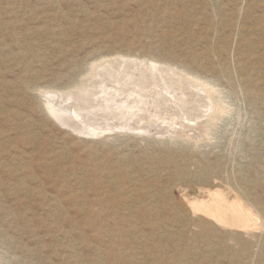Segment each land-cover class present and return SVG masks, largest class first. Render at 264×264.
<instances>
[{"label":"rangeland","instance_id":"obj_1","mask_svg":"<svg viewBox=\"0 0 264 264\" xmlns=\"http://www.w3.org/2000/svg\"><path fill=\"white\" fill-rule=\"evenodd\" d=\"M153 5L147 0H0V264H152V259H144L141 249L143 245L151 246L152 241H134L133 232L131 236L129 233L134 225L118 219L86 222L79 202L69 200L60 191L62 180H56V171L87 162L93 149L99 156L110 150L117 160L131 151L135 155L146 151L154 157L153 166L158 167L161 182L175 171L186 169L197 174L205 168L219 167L214 183L198 185L191 180L188 186L174 188L171 197L177 205H183V195L208 199V189L219 186L228 193V185H246L247 179L254 184L253 193L264 201V0H212L207 6L203 0H156ZM170 10L173 15L168 19L159 16ZM181 11L187 15L179 16ZM173 35L178 37L171 39ZM242 39L255 43L249 60L258 72H253L248 80L251 83L246 85L234 77L237 92L223 80L221 90L231 110L209 136L201 139L118 134L113 139L97 137L96 141L95 136L78 135L56 123L44 108L45 98L40 91L43 86L46 89L42 93L64 89L82 78L78 76L84 74L90 62L103 56L118 58L117 54H125L137 60L151 56L192 68L196 56L210 47L223 46L230 53L224 59L232 64L236 76L233 59ZM247 90L258 98L248 99L243 95ZM21 123L29 125L27 132L20 128ZM31 136L38 140L32 143ZM11 151L14 155H32L25 179L3 168L15 163ZM53 156L60 159L50 161V169H55L51 177L43 165ZM77 171L74 178L69 176L68 181L73 180L70 188L82 187L79 183L83 172L79 168ZM148 176L146 180L151 178ZM23 181L35 188L31 195L20 192ZM56 196L62 199L59 207L54 204ZM229 197L233 199L234 195ZM176 226L185 240L199 231L192 224L187 227L178 223L173 230ZM218 241L211 240L212 244ZM231 245L241 250L238 243ZM252 248L253 261L249 264H264V247L254 244ZM222 254L214 256L215 261L212 257V264H230ZM192 260L181 264H191Z\"/></svg>","mask_w":264,"mask_h":264},{"label":"bare ground","instance_id":"obj_2","mask_svg":"<svg viewBox=\"0 0 264 264\" xmlns=\"http://www.w3.org/2000/svg\"><path fill=\"white\" fill-rule=\"evenodd\" d=\"M154 1L156 0H147V3L154 6ZM211 1L203 0L206 6ZM172 15L173 11L170 10L162 11L159 16L165 19ZM178 15L184 17L187 13L181 11ZM177 37L173 35L171 39ZM254 49L255 43L252 39L240 40V47L233 59L238 73L236 76L233 75L232 64L228 59H224L230 53L227 47L221 46L220 48L210 47L201 56L198 54L199 56L193 59V65L191 64L196 71L188 68L189 66L184 65L185 68L176 64L174 66L167 60L155 59L151 56L137 60L136 57L129 56L128 58L125 54L124 57H120L121 55L117 54L118 58L103 56L90 62L84 74L80 72L83 75L78 77L82 78L80 80L77 78L67 87L65 85L64 89H57V92L45 90L46 92L42 93L46 86L45 88L41 86L43 89L38 88L42 89L40 91H42L46 105L44 108H47V113L54 118L51 117L52 120L56 123L58 121L78 135L95 136L96 141L97 137L112 138L118 134H130V136L133 134L144 138L155 135L159 138L160 136L170 137L171 140L179 137L185 140H198L209 136L218 122L220 123L229 113L231 107L228 109L229 104L226 107L229 102H225L227 99L223 97L224 92L220 85L223 84V80L229 88L234 90L236 77L238 82L241 81L246 85L251 83L248 80L253 72H258L249 60V55H252L251 51ZM254 84L256 85V82ZM58 86L60 87L56 85ZM50 89L54 90L53 87ZM234 91L237 92L236 89ZM245 94L248 99L256 100L259 96L251 94L249 90L243 93ZM18 120L21 122L23 119ZM20 128L26 129L27 132L29 125L21 123ZM30 140L32 142L38 138L31 136ZM116 140L117 138L113 143ZM135 142L138 144L139 140ZM156 144L161 143L156 142ZM156 144L154 143V146ZM94 151L90 150L89 162H81L78 166L66 167L64 170L57 168L56 174L55 169H50L49 165L51 160L54 161L53 158L60 159L57 156H53L43 167L49 169L47 172L51 177L55 174L56 180H62L58 184L60 191L69 200L79 202V207H77L84 213L83 218L86 222H110L111 219H118L120 222L134 225L133 229L129 230L130 236L133 232L134 241H141L143 238L151 240V246L143 245L141 249L144 259H152V264H181L191 258L194 259L193 264H212L213 258L215 261L216 255L223 252V258L228 259L230 264H249L253 261V245L264 247V201L253 193L252 181L247 179L246 185L241 186L230 184L228 193L221 190L219 186H215V188L208 189V199H190L183 195V200H181L183 205H180L181 202L177 205L171 197L174 188L188 186L191 180H195L198 185L214 183L216 174L220 171L219 167L205 168L197 174H191L186 169L175 171L161 182L158 167L153 166L154 157L146 151L139 155L132 154L133 151H131L130 155L126 153L127 155L123 154L121 158L117 157L118 160L114 159L110 150L100 156ZM117 153L120 154V151ZM30 155L22 153L14 155L11 151V157L14 156L15 163H7V166L3 165V168L25 179L29 176L26 172L32 165L33 158ZM37 155H41V152ZM170 164L174 165L175 162L170 160ZM78 168L81 169L80 172H83L82 181L79 180L82 187L70 188L68 186L73 180L68 181L69 176L74 175ZM148 175L151 178L146 180ZM30 177L33 178L32 175ZM228 181L227 184H229ZM159 182L162 184L161 187H158ZM20 184L19 190L26 193L25 196L31 195L35 189L26 185L24 181ZM261 184L263 186L264 183ZM62 186L66 190L62 189ZM230 195H234V198L231 199ZM59 196H56L58 200L53 202L58 207L62 204ZM49 203H51L50 200ZM178 223L187 227L192 224L199 231L194 233L193 238L185 240L184 234L182 235L177 226L173 230L175 224ZM210 237L221 241L212 244L211 240L215 238L210 239ZM232 242L238 243L237 246L240 245L241 250L236 251L231 245ZM215 244L218 246L214 247Z\"/></svg>","mask_w":264,"mask_h":264}]
</instances>
